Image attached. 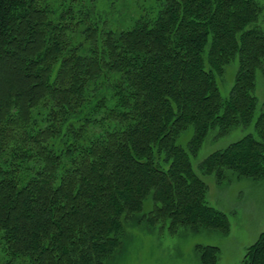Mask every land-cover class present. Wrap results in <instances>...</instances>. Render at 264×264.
Returning a JSON list of instances; mask_svg holds the SVG:
<instances>
[{
  "label": "trees",
  "instance_id": "trees-1",
  "mask_svg": "<svg viewBox=\"0 0 264 264\" xmlns=\"http://www.w3.org/2000/svg\"><path fill=\"white\" fill-rule=\"evenodd\" d=\"M116 1L0 0L6 264H107L128 222L172 234L228 230L190 157L211 131L220 137L252 121L262 8L256 0L136 1L112 26ZM233 61L224 100L216 76ZM189 128L185 148L178 138ZM254 130L208 155L201 173L264 179V111ZM197 250L201 264H216L217 247ZM244 264H264V230Z\"/></svg>",
  "mask_w": 264,
  "mask_h": 264
},
{
  "label": "rangeland",
  "instance_id": "rangeland-1",
  "mask_svg": "<svg viewBox=\"0 0 264 264\" xmlns=\"http://www.w3.org/2000/svg\"><path fill=\"white\" fill-rule=\"evenodd\" d=\"M126 1L117 0L113 11H108L110 25H118L115 21L121 18L127 19L125 16L131 15L122 13L125 6H129L132 11L136 1L146 2V0H130L128 5ZM150 1L152 0H147L149 3ZM256 1L262 8L257 26L264 32V0ZM236 70L237 62L233 61L224 68L223 75L216 76L217 86L224 100L229 96ZM254 96L257 100L256 107L248 126L239 127L220 137L216 132L211 131L199 152L190 157L194 171L207 186V203L223 212L228 218L227 232L212 228L197 230L181 228L172 234L166 229L149 228L144 222H128L125 225L121 247L107 264H201L197 250L199 246H215L219 249L216 264H244L247 249L264 230V179L237 178L233 172L228 171L226 177L219 181L213 174L203 175L199 166L211 153L226 148L244 136H256L254 123L264 111V64L255 72ZM191 134L190 128L183 132L178 138V144L186 148ZM151 204V200L147 199L141 214H147L152 207ZM6 261L0 241V264H6ZM18 263L21 261L17 260L13 264Z\"/></svg>",
  "mask_w": 264,
  "mask_h": 264
}]
</instances>
